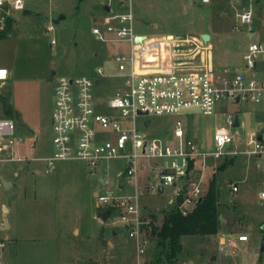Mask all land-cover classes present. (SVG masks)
<instances>
[{
    "label": "rangeland",
    "instance_id": "374dc122",
    "mask_svg": "<svg viewBox=\"0 0 264 264\" xmlns=\"http://www.w3.org/2000/svg\"><path fill=\"white\" fill-rule=\"evenodd\" d=\"M21 9L0 10V29L6 25L10 15L12 25L0 36V64L10 68L11 74L0 86V93L12 107V113L6 115L5 102L1 100L2 114L14 120V132L22 139L15 143V155L21 159H0V214L4 215V203L24 202L22 209L27 214L23 217L25 224L12 225L6 230L0 229V235L18 237L17 243L6 237V264H139L149 261L152 255L153 240L145 245L144 254L138 262L136 246L125 227L121 226L115 207L107 208L109 217L102 219L104 204L95 194L113 191L118 196L132 193V188L125 185L118 188V175L124 170L123 160L109 159L101 163L97 173H90L79 160H69L76 177L56 176L48 171L44 160L33 158L54 149L52 112L55 105L54 92L57 77L66 75H93L96 67L104 69L106 74L114 76L119 69L114 60L115 55L110 43L96 40L91 29L105 24L103 5L99 0H24ZM134 23L141 27L148 26L151 34L164 35L166 32L190 34L208 41L211 34L212 63L216 72L234 73L242 67L241 54L250 41L245 35V27L235 17L249 6V0H132ZM258 10L259 5L254 3ZM59 13L65 15L56 21ZM264 14V12H263ZM97 18V22L93 20ZM53 25V29L49 25ZM256 38V37H255ZM254 38V39H255ZM55 39V42L53 41ZM53 41V42H52ZM113 79L102 81V87L111 92ZM7 106V104H6ZM238 116L237 131L241 141L252 136L258 127L264 124V114L259 112L258 105L251 102H218L211 115L185 112L181 115L138 116L137 124L148 138H162L168 144H175L173 128L176 120L183 122V130L198 146L205 151H212L213 134L217 127L227 128L226 116ZM145 120L151 123L145 127ZM102 136L104 135L101 134ZM0 155H11L0 152ZM237 156V155H236ZM172 157L167 158L170 163ZM156 163L158 162L155 161ZM252 161L244 156H237L232 165L219 169L222 159L209 158L202 164L194 162L188 170L184 186L191 188L200 184L202 194L210 178L217 179L220 195L221 232L224 236L246 235L247 240L237 241L233 254L219 253L217 244L211 243L212 253H217L215 262L196 256L199 264H264V252H260V238L264 235V200L259 192L264 190L260 183L248 177L246 172ZM259 162L254 158V164ZM250 167V168H251ZM106 168V169H105ZM257 168V167H255ZM258 170V169H257ZM108 173V185L103 186L100 179ZM71 172V171H70ZM86 175L85 183H83ZM148 175V178L145 176ZM11 181L9 185L3 177ZM144 193L141 195L139 208L147 219L158 223L161 220L160 210L168 209L178 197L173 195L174 185L164 186L159 193L151 190V185H158L160 180L156 170L140 173ZM237 181L236 192L230 190L231 184ZM183 180L177 181L181 186ZM182 211H187L183 206ZM93 212L98 220L93 218ZM101 213V214H99ZM9 217L13 218L10 212ZM32 222L37 236L30 237ZM79 223L80 235L73 230ZM30 224V226H28ZM104 232V239L95 242L97 229ZM59 229V231H57ZM149 235V234H148ZM186 236L183 245L188 254L191 246L198 247ZM110 241V244L108 243ZM200 244V243H199ZM201 245V244H200ZM204 246V244H202ZM89 255V257H87ZM72 257V258H71ZM77 257L81 262H79ZM200 257V258H199ZM76 260V261H75Z\"/></svg>",
    "mask_w": 264,
    "mask_h": 264
},
{
    "label": "built area",
    "instance_id": "2783aa9c",
    "mask_svg": "<svg viewBox=\"0 0 264 264\" xmlns=\"http://www.w3.org/2000/svg\"><path fill=\"white\" fill-rule=\"evenodd\" d=\"M99 1L107 6L118 3L124 9L118 13L117 23L96 24L91 29L98 41L128 43L129 52H120L114 57L119 69V85L111 93L97 94L100 80L106 75L101 67H96L90 76L60 74L57 77L52 112L55 149L46 157L47 169L53 170L59 159L77 158L84 163L88 172L94 174L101 163L109 159L123 160L124 186L129 185L132 193L118 196L106 190L103 194H96V197L105 206L115 207L121 226L125 227L128 237L136 246L139 262L148 243L151 224H156L152 218L146 219L140 212L139 202L144 193L140 173L156 170L160 183L151 185L150 189L158 191L160 184L162 189L174 185L173 195L182 197L179 209L184 206L189 211L202 197V188L200 184L191 188L184 184L177 186L176 182L186 179L191 163L199 161L204 165L209 158L218 160L236 155L254 157L259 160L257 169L264 173V124L250 138L241 141L237 131H232L238 126L234 125L236 116L228 114V127L215 129L214 149L205 151L187 136L181 120L175 122L172 131L176 143L171 145L157 136L148 138L139 128L137 117L181 115L189 110L211 115L217 103L226 100L264 105V37L247 43L241 54L243 65L232 74L216 72L211 65L185 66V61L179 59L177 63L170 62L169 67L163 69L160 65L161 49L195 47L193 55L202 56L207 50L203 41L184 43L183 39L173 36L139 38L133 29L132 0ZM210 1L202 0L204 3ZM249 1L246 9L235 14L240 25L245 28L251 27L257 16L254 3L259 5V11H264V0ZM24 6V0H0V10L21 9ZM49 28L52 29L53 25L50 24ZM151 49H159V53L155 50L156 54L150 58L142 54L143 50ZM0 73L1 86L10 77L11 71L0 64ZM1 108L0 100V152L11 151V155H0V159H21V156L15 155L14 147L22 137H16L14 120L3 115ZM170 157L169 163L167 158ZM108 178L105 171L100 179L103 186L109 184ZM229 186L232 192L238 189L237 184ZM258 194L260 200H264V190ZM245 240L246 235H237L236 240L230 235L222 236L218 241V251L233 254L237 241ZM5 245V239L0 238V264H6Z\"/></svg>",
    "mask_w": 264,
    "mask_h": 264
},
{
    "label": "crops",
    "instance_id": "0c3cea01",
    "mask_svg": "<svg viewBox=\"0 0 264 264\" xmlns=\"http://www.w3.org/2000/svg\"><path fill=\"white\" fill-rule=\"evenodd\" d=\"M99 3H101L103 5V15H102V17H103V19H105V23H114V24L117 23V15H118V13L122 12L124 9L122 7H120L118 5V3L112 4L111 6L105 5L101 1ZM263 12L257 10L256 11V15L257 16L255 17L254 21L252 22L251 27L247 26V28L244 29L245 35L250 40H256L258 38H263L264 37V14H263ZM132 15H133V18H134V21H135L136 18L134 16L133 12H132ZM93 20L95 22L98 21L97 18H93ZM134 21H133L134 33L139 38H142V39L143 38L144 39H150V38L159 39V38L166 37V36H173V37L179 38L181 40L183 39L182 41L184 43H199V41H203V44L205 45L204 47H206L207 50L204 53V55H202V56H200V55L194 56L193 55L195 47L161 49L162 51H161V56H160V65L163 67V69H167L169 67L168 65H169L170 62L177 63L176 61H178V59L181 60L182 62L185 61V63H184L185 66L199 67V66H202V65H204V66H210L211 65L212 68L215 69V67H214V65L212 63V54H211V49H210L211 48V43H210L211 34H208L209 35V39H207L208 41H204L201 36L200 37H196V36L190 35V34H187V35L182 34L181 35V34H175V33L166 32V34H164V35H154V34H151L150 30L148 29V26L149 25L151 26V23H149V25L146 26V27L145 26L141 27V26H138L137 24H135ZM117 42L119 43L117 47L112 46L113 52H117V50H120V51H122L124 53H128L129 52L128 51L129 46H128L127 42H122V41H117ZM117 42H110V43H117ZM186 48H189L190 50L186 49ZM151 50H153L154 52H152ZM151 50H143L142 54L145 55L147 58H150V56H154L153 54H156L155 50H156L157 53H159V49H151ZM175 65H177V64H175ZM109 75L110 74H106L100 80V85L96 89L97 94H99V95H102V94H105V93L107 94V91H106L107 87H106L105 84H104V89L102 91L99 92L98 89L100 87H102V81L105 80V79H108L109 77L114 78L113 79V87H114V89L111 92H113L118 87L119 81H120L119 72H118V74H116L114 76H109ZM111 92H108V93H111ZM258 110H259V112L264 114V105H258ZM150 123H151L150 120H145V123H144L145 127H147ZM238 125H239V120H238ZM54 149H52L50 152H46V154H44V155H40V156H35L34 155L33 158L35 157V158H38V159L46 161L47 155L51 154L54 151ZM69 160H78V159L77 158H63V159H59V160L56 161L57 164H56V166H55V168L53 170H48V169H46V170L56 172L57 173L56 174L57 177L58 176L63 177L64 175L66 177H68V178L70 176L71 177H73V176L76 177V174L73 173V169H72L73 166L71 165V162ZM249 161H252L253 164H254V157L249 158ZM252 162L250 164L251 166H252ZM46 163H47V161H46ZM250 167L248 168V171L246 172V175H248V177H250V178L256 179L260 183L261 187H264V173L259 171V170H257V168H255L256 166L254 167V165H253V167H251V168ZM80 176L84 177L82 179L84 180L83 183H85V178L87 176L86 175L85 176L84 175L83 176L80 175ZM2 177H3L4 181L9 183V185L12 184V182L7 180L6 178H4V176H2ZM184 181L185 180H183V184L186 183ZM235 183H237V181H235L234 184ZM163 191H164V189L162 190V192ZM25 206H26V204L24 202H20L19 200L15 201V203H9V204L5 202L4 203V208H6L7 210H5L3 212L4 215L0 214V229L6 230L7 228L12 227V225L21 224V222H23L25 224L26 222H25V219H23V217L27 213L24 210H22ZM10 212L13 213V218L9 217ZM92 215H93L94 219L98 220V215L95 214V212H93ZM37 225L38 224L35 223V222H32L31 226H30V224L28 225V226H30L29 229H31L33 231V232H30V237L38 235L37 233L34 232V229H33V228L37 227ZM262 226H264V225H262ZM72 227H73V230L75 231V233L77 235L81 234L79 223H75ZM57 231H59V229H57ZM222 236H224V234L221 231H219L216 235H209V236H205V237H197V236L196 237H192L191 238V242L197 244L198 247L191 246L190 249H191L192 252H189L188 254H185V252L183 250V252L181 254V257H180V261H181L180 264H199L201 261H198L196 259L197 255L200 256L201 259L203 258L204 260L207 259V260H209L211 262H213V261L215 262L214 259H216L215 257L217 255V253H215V252L212 253L213 249H211L210 246H211V243H213V245L217 244V248H218V241L220 240V238ZM4 237H6L10 242H13V243H17V241L19 240L18 237H15V236L12 237V236H10V234H7V233H6L5 236H1L0 235V238L4 239ZM101 239H104V232H101L100 231V227H98L97 234L95 236L94 241L98 242ZM184 239H185V237H182V239H181V244L182 245H183ZM239 242H243V241H239ZM108 243L110 244L109 240H108ZM202 244H204V246ZM87 257H89V255H87ZM77 258H78L77 260L79 262H81V260L79 259L80 257H77Z\"/></svg>",
    "mask_w": 264,
    "mask_h": 264
},
{
    "label": "trees",
    "instance_id": "16d2710c",
    "mask_svg": "<svg viewBox=\"0 0 264 264\" xmlns=\"http://www.w3.org/2000/svg\"><path fill=\"white\" fill-rule=\"evenodd\" d=\"M6 18L5 27L0 29V36L11 28L13 18L10 15ZM0 99L5 102L6 115L11 114L12 107L7 103V99L2 93H0ZM236 157L223 158V164L219 166L218 170L232 165ZM219 200V186L213 175L202 194V200L187 213H183L179 209L182 202L181 196L168 209H162V212H159L161 220L156 224H151V232L148 237L149 240H153L154 244L150 260L144 261V264H180V257L184 250V246L181 244L182 237L216 235L221 230L222 224V218L219 219ZM107 208H110L111 211L110 205L104 206L103 211ZM149 213L151 217H154L152 210Z\"/></svg>",
    "mask_w": 264,
    "mask_h": 264
},
{
    "label": "water",
    "instance_id": "95a60500",
    "mask_svg": "<svg viewBox=\"0 0 264 264\" xmlns=\"http://www.w3.org/2000/svg\"><path fill=\"white\" fill-rule=\"evenodd\" d=\"M65 14L64 13H59V15H58V18H56V21H58L61 17H63ZM205 36H207V38L209 39V35L208 34H203V37H205ZM206 38V37H205ZM98 83V81L96 80L95 81V84H97ZM189 112H193V111H191V110H189ZM238 124V117L236 116L235 117V121H234V125H237ZM123 176H124V172H121V174L118 176V178H117V182H118V188L119 189H122L123 187H124V182H123ZM162 185L160 184L159 186H158V192L159 193H161L162 192ZM202 200V197H200L199 199H198V201H197V203L198 202H200ZM160 212H162V210L160 211ZM109 210L108 209H106V211H104L103 213H102V219L103 220H106V218L107 217H109ZM220 218H222L221 217V215H220V217H219V219ZM262 229H264V226H262ZM259 243H260V246H259V250H260V252H264V235H262L261 236V238H260V241H259Z\"/></svg>",
    "mask_w": 264,
    "mask_h": 264
},
{
    "label": "snow or ice",
    "instance_id": "6c2138e0",
    "mask_svg": "<svg viewBox=\"0 0 264 264\" xmlns=\"http://www.w3.org/2000/svg\"><path fill=\"white\" fill-rule=\"evenodd\" d=\"M0 75H2V73H0Z\"/></svg>",
    "mask_w": 264,
    "mask_h": 264
}]
</instances>
